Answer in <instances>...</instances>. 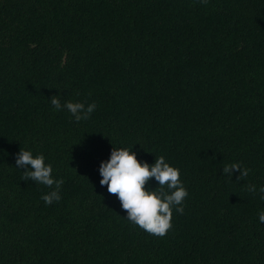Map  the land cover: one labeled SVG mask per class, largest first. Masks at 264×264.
Instances as JSON below:
<instances>
[{
    "label": "trees",
    "instance_id": "1",
    "mask_svg": "<svg viewBox=\"0 0 264 264\" xmlns=\"http://www.w3.org/2000/svg\"><path fill=\"white\" fill-rule=\"evenodd\" d=\"M53 95L96 108L77 122ZM123 146L180 170L188 195L163 236L99 184ZM19 147L63 178L59 201L23 179ZM232 162L248 175L223 173ZM250 184H264V0H0V264H264Z\"/></svg>",
    "mask_w": 264,
    "mask_h": 264
},
{
    "label": "clouds",
    "instance_id": "2",
    "mask_svg": "<svg viewBox=\"0 0 264 264\" xmlns=\"http://www.w3.org/2000/svg\"><path fill=\"white\" fill-rule=\"evenodd\" d=\"M203 2L206 3L207 0ZM49 102L55 110L67 109L77 122L87 120L96 108L95 102L85 104L69 100L62 104L58 95L51 96ZM14 158L15 168L23 169L21 172L24 180L30 179L50 189L40 197L45 204L61 199L63 178L52 175V165L45 162L42 153L33 155L31 149L19 147ZM222 169L229 177L233 170L238 171L237 179L248 175V169L238 162L225 164ZM98 173L99 184L106 185L107 191L116 195L121 208L126 210V219L152 234L165 235L166 230L171 227L172 211L182 213L184 210V198L188 191L179 178L180 170L170 165L163 155L149 163L138 160L131 146L112 147L108 158L100 161ZM150 179L156 182L155 187L149 184ZM248 191L258 192L260 199L264 200V184L259 188L250 184ZM258 221L264 222V211L258 213Z\"/></svg>",
    "mask_w": 264,
    "mask_h": 264
}]
</instances>
